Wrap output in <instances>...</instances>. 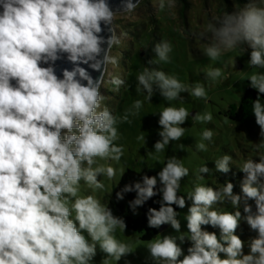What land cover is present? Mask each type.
Returning a JSON list of instances; mask_svg holds the SVG:
<instances>
[{"label":"clouds","instance_id":"1","mask_svg":"<svg viewBox=\"0 0 264 264\" xmlns=\"http://www.w3.org/2000/svg\"><path fill=\"white\" fill-rule=\"evenodd\" d=\"M177 0H157L160 10L171 9ZM141 0H119L113 10L109 0H0V264H93L97 248L105 254L103 264L118 262L133 252L130 244L115 236L125 232L122 217L93 195H80L81 182L90 189H103L98 177L113 179V167L97 165L98 160L120 161L124 155L119 145L117 124L130 122L143 102L136 100L122 117L102 107L100 92L107 65L117 63L109 55L119 43L112 28L118 13H132ZM102 25L104 27H102ZM111 35H102L105 31ZM210 42L204 54L212 61L244 45L250 49V68L264 69V0H249L234 13L213 18L205 29ZM107 47H104V46ZM172 45L161 41L152 51L149 64L169 63ZM66 59L72 67L58 76L55 64ZM46 65V66H42ZM100 72L93 78L88 68ZM206 78L216 81L220 68H211ZM137 91L146 92L150 101L159 89L166 101L181 99L187 92L197 99H207L203 84L187 86L175 75L145 67L137 77ZM250 86L264 94V71L248 76ZM116 90L125 81L113 77ZM261 140L256 144L258 162L247 159L239 170L244 178L242 195L234 194L231 182L222 188L196 184L187 193L191 201L184 219L187 235L181 231L179 213L186 207L179 194L181 181L189 169L176 156H170L158 173L162 193L159 210L150 208L148 226L170 225L177 235H163L149 240L146 248L154 264H264V102L259 96L252 107ZM190 112L184 107H164L159 112L161 137L154 144L156 153L184 136L182 127ZM194 121L210 123L211 113H196ZM213 131L205 129L202 141H212ZM145 141V137H138ZM182 147V146H181ZM198 151H206L203 142ZM232 157L215 160V171L228 173ZM94 165H97L94 167ZM206 164L199 168L197 179L209 174ZM156 176L142 177V182L125 185L117 193L135 191L130 202L135 211L157 195ZM254 200L255 211L248 203ZM230 203L234 211H218L213 205ZM257 233L247 241L236 234L242 218ZM74 214V215H73ZM210 225L215 232L202 229ZM190 241L185 254L182 244ZM223 254V258H221ZM182 257V259H181Z\"/></svg>","mask_w":264,"mask_h":264},{"label":"rangeland","instance_id":"2","mask_svg":"<svg viewBox=\"0 0 264 264\" xmlns=\"http://www.w3.org/2000/svg\"><path fill=\"white\" fill-rule=\"evenodd\" d=\"M188 3L185 17L182 19L179 10L183 4L180 0L174 8L160 10L157 0H142L140 6L132 13H118L114 20L116 36L119 43L113 45L109 55L115 57V65L108 64L104 74L103 83L100 88L104 96L102 107L107 106L117 117H122L125 111L132 107L136 100L143 102L139 113L129 116L130 122H121L116 126L120 138L117 144L123 145L124 155L120 161L98 160L97 165L113 167L116 175L109 179L106 175L98 177L104 184L103 189H90L81 182L80 195H93L100 199L103 204L108 203L109 196L114 186L120 180L127 169L140 171L149 169L158 179V173L162 170L170 156H176L189 169V175L181 181L180 192L186 199V207L177 211L178 219L181 221V231L187 235V221L184 219L191 201L187 200V193L191 192L196 184L222 188L227 182L234 185V194L242 195L241 183L244 173L239 167L247 160L253 159L258 162V151L256 144L260 142V130L249 128L230 119L229 111L231 105H237L241 101L250 81L247 80L253 72L264 71V69L250 68V49L244 45L225 52L217 61L210 60L204 54V48L210 42V33L205 29L213 18H220L225 13H234L245 7L249 0H186ZM258 2V0H257ZM161 41H168L172 45L169 63L149 64V60H155L152 51L154 45ZM145 67L157 68L169 75H175L182 83L191 87L201 83L207 91V99H197L187 92L181 93V99L166 101L160 95L159 89H155L150 101L146 99V92L142 89L137 91V75ZM211 68H220L222 76L216 81L206 78L205 73ZM113 77H119L125 83L115 89L111 83ZM256 90V89H255ZM167 106L184 107L190 114L182 127L185 128L184 136L179 141H173L166 146L164 152L156 153L154 144L161 139L158 135L161 130L158 123L159 112ZM199 113L212 114L210 123H201L193 120V116ZM205 129L213 131L212 141H202V132ZM145 137V141L138 137ZM203 142L207 146L206 151H198L196 144ZM182 146V147H181ZM264 152V149H259ZM228 154L232 157L231 168L228 173L215 171V160ZM206 164L212 171L203 174V179H197L199 168ZM97 165H94L97 166ZM248 203L255 211L254 200ZM213 209L224 212L234 211L230 203L213 205ZM240 211L242 214L236 234L245 241L244 252L248 253L247 241L254 238L257 233L252 231L245 219L243 204ZM74 215V214H73ZM203 230L215 232L219 235V229L210 225L202 226ZM177 235L170 225L159 232L157 236ZM115 236L121 242L132 246L133 252L123 257L118 264H154L146 248L147 242L141 241L137 235L125 230L117 229ZM152 239V240H154ZM191 245L190 241L182 244L185 254ZM223 258V254H221ZM105 254L97 248V254L93 264H103ZM182 259V257H181ZM108 264H116L109 260Z\"/></svg>","mask_w":264,"mask_h":264},{"label":"trees","instance_id":"3","mask_svg":"<svg viewBox=\"0 0 264 264\" xmlns=\"http://www.w3.org/2000/svg\"><path fill=\"white\" fill-rule=\"evenodd\" d=\"M179 1V0H178ZM183 4L179 10V15L183 19L185 13L188 9L187 1L180 0ZM225 4H229L228 0H223ZM264 102V94L258 93L257 90L253 89L251 86H247L245 93L241 97V101L237 105H231L229 115L230 119L239 124L245 125L249 128L259 126L255 122V116L252 110L253 101L257 97ZM153 177L154 174L147 168H143L140 171L127 169L121 176L118 183L114 186L112 193L109 196L107 205L113 211V214L119 217H122L127 225L126 230L137 235L138 238L143 242H148L149 240L154 239L155 236L159 234L160 228H151L148 226L147 215L150 208H155L159 210L161 206L162 193L158 192V189L161 187L159 181L156 186L157 195L148 199L142 206L138 207L135 211L130 207V202L133 201L136 197L135 191L123 193V199L117 198V193L121 192L125 185H131L135 182H142L143 176ZM179 194H181L179 190ZM176 211L179 208L173 205ZM219 237V235H217Z\"/></svg>","mask_w":264,"mask_h":264},{"label":"water","instance_id":"4","mask_svg":"<svg viewBox=\"0 0 264 264\" xmlns=\"http://www.w3.org/2000/svg\"><path fill=\"white\" fill-rule=\"evenodd\" d=\"M142 1V0H141ZM110 4L112 5L113 7V10L116 9L117 5L119 4V0H109ZM133 2H135V0H133ZM102 27H104L102 25ZM112 28L115 30V27L114 25H112ZM102 35H104L105 37L111 35V33H109L107 30L102 33ZM104 47H107L106 45ZM42 66H46V65H42ZM83 67L85 68H88L87 65H82ZM72 65L66 61V59H62V60H58L55 64V69H56V73L58 76H62V70L65 69V68H68V69H71ZM88 71L90 72V74L92 75V77L95 79V78H98L101 73L100 72H97V71H94L90 68H88ZM105 74V73H104ZM104 78V76H103ZM167 227V224L163 225L160 229H159V232L163 231L165 228Z\"/></svg>","mask_w":264,"mask_h":264}]
</instances>
